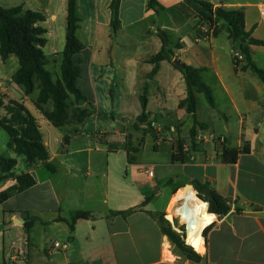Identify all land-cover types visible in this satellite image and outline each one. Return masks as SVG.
Wrapping results in <instances>:
<instances>
[{
    "label": "crops",
    "instance_id": "0c3cea01",
    "mask_svg": "<svg viewBox=\"0 0 264 264\" xmlns=\"http://www.w3.org/2000/svg\"><path fill=\"white\" fill-rule=\"evenodd\" d=\"M148 1L121 0L120 26L114 29V0H76L77 38L84 46L76 56L81 66L77 86L86 100L70 98L72 119L66 126L54 127L40 114L34 105L39 91L26 96L13 81L18 58L3 61L0 53L2 117L10 102H24L40 123L50 153L47 163L54 168L28 163L9 149L8 140V157L18 160L16 169L25 163L21 173L32 174L36 185L0 201V264H264V83L245 69V57L235 64L240 46L224 23L207 34L186 0H157L163 7L159 12L148 8ZM203 1L214 8L242 9L246 31L264 41V0ZM0 6L44 15L47 69L60 79L68 0H0ZM164 47L174 53L173 60L162 61L152 76L151 60ZM251 53L264 69V46L252 45ZM176 58L204 69L202 80L212 90L215 108L203 93L196 94L195 116L181 106L188 91ZM81 111L86 112L82 122L76 118ZM195 120L204 127L197 126L192 138ZM246 145L251 152L241 154L236 164L222 162L224 148ZM129 147L138 152H128ZM144 166H154V175H146ZM123 169L130 175H117ZM14 177L0 185V192L15 185ZM195 181L210 185L231 204L227 215L211 214L198 263L172 244L150 214L174 220L170 213L180 203L177 193L183 187L196 191ZM140 207L127 218L109 217L111 211ZM75 211L93 218L78 220L71 230ZM30 218L36 221L28 229Z\"/></svg>",
    "mask_w": 264,
    "mask_h": 264
},
{
    "label": "trees",
    "instance_id": "16d2710c",
    "mask_svg": "<svg viewBox=\"0 0 264 264\" xmlns=\"http://www.w3.org/2000/svg\"><path fill=\"white\" fill-rule=\"evenodd\" d=\"M121 0H114L111 5L112 26L117 29L120 26L119 8ZM186 3L193 8L200 25L208 28L216 26L222 22L226 25L230 38L240 46V51L245 57V69H250L257 74L264 83V69L258 67L252 59L251 46H264V41L252 37L246 31L245 14L242 9H227L225 7L214 8V6L203 0H186ZM148 8L157 12L163 9L157 0H149ZM68 27L66 48L62 53L63 61L61 66V78L55 80L52 73L47 69L49 60L44 53L46 45L47 30L41 25L45 21L42 13L26 10L23 6L4 8L0 6V53L3 61H7L15 55L20 63V69L13 78L16 85L25 90L26 96L32 95L36 90L39 95L34 105L40 114L54 127H63L69 124L72 119L70 98L74 97L77 102L86 100L77 86L78 78L81 74L80 62L76 56L84 49V46L77 38V30L80 20L76 16V0H68ZM217 28V27H216ZM174 53L166 47L156 55L151 61L155 64L152 76L158 71L160 63L164 60L172 61ZM235 62V61H234ZM241 63V62H240ZM238 65V62H235ZM182 71L186 84L188 96L181 104L187 111L195 116L197 112V93H203L208 103L215 108V101L211 88L202 80L203 68L183 63ZM143 108L147 106V96L141 98ZM52 106V109L49 106ZM3 107L0 100V108ZM6 116L0 118V127L9 136L8 147L19 156H24L28 163L43 162L50 171H54L51 164H48L50 153L46 147L39 121L28 110L24 102L13 101L4 107ZM86 116L85 111L76 114L78 121L82 122ZM139 122H146L145 113L139 118ZM204 127L203 124L195 120L191 137L196 135V127ZM138 152V149L128 148V152ZM251 148L246 145L243 149L224 148L222 162L224 164H236L241 154H249ZM129 162L134 163L132 156ZM18 165V160L8 156H0V185L14 177L11 175ZM15 185L0 192V201L5 202L15 195L23 193L36 185L35 177L30 173H21L14 177ZM199 198L209 203V213L220 217L227 215L231 211L230 202L220 196L208 184L199 181L194 182ZM210 190L213 199L205 197V192ZM133 208L127 211H111L109 217L122 216L124 218L141 210ZM160 225L161 231L166 235L172 244L184 254L190 261L200 262L202 257L192 247L186 244L185 227H181L182 234L177 232L166 215H153ZM93 218L92 213L85 211H75L71 214L69 221L71 230H74L75 223L81 219ZM36 221L35 218L28 219L26 227L29 229ZM210 227H207L203 236H207ZM204 237V238H205Z\"/></svg>",
    "mask_w": 264,
    "mask_h": 264
},
{
    "label": "bare ground",
    "instance_id": "6f19581e",
    "mask_svg": "<svg viewBox=\"0 0 264 264\" xmlns=\"http://www.w3.org/2000/svg\"><path fill=\"white\" fill-rule=\"evenodd\" d=\"M182 198L186 201L184 207L171 212L170 217L175 215V221L187 224L188 229L185 242L196 252L202 254L206 249L203 232L214 218L208 212V204L199 199L192 188L188 187L185 191H179L175 197V201ZM170 221L173 223L174 220Z\"/></svg>",
    "mask_w": 264,
    "mask_h": 264
},
{
    "label": "built area",
    "instance_id": "2783aa9c",
    "mask_svg": "<svg viewBox=\"0 0 264 264\" xmlns=\"http://www.w3.org/2000/svg\"><path fill=\"white\" fill-rule=\"evenodd\" d=\"M261 23H262V25H263V27H264V7H262L261 8ZM215 28H216V26H214V27H211V28H208V27H206V28H202V30H203V32L204 33H207V34H209V33H214V31H215ZM244 60V55L241 53V52H239V51H235L234 52V61L235 62H238V63H240V62H242ZM2 86V83L0 82V87ZM142 171L146 174V175H148V176H153L154 175V166H149V167H142ZM188 187H183L181 190H186ZM180 190V191H181ZM194 190V189H193ZM195 191V190H194ZM195 194H196V196L199 198V196H198V192L197 191H195ZM200 199V198H199ZM185 199L184 198H182L181 200H180V205L179 206H177L175 209H174V211H177V210H179V209H181V208H183L184 207V204H185ZM208 204V211H209V203H207ZM183 217H184V215H183ZM176 224L178 225V228L176 227V226H174L173 225V228L177 231V232H179V233H183L181 230H180V228L181 227H185V232H186V235H187V224L186 223H180L179 221H176ZM205 232V231H204ZM204 232H203V234H204ZM61 247V245L59 244V243H56L55 244V248H60ZM63 248H66V246H64Z\"/></svg>",
    "mask_w": 264,
    "mask_h": 264
},
{
    "label": "rangeland",
    "instance_id": "374dc122",
    "mask_svg": "<svg viewBox=\"0 0 264 264\" xmlns=\"http://www.w3.org/2000/svg\"><path fill=\"white\" fill-rule=\"evenodd\" d=\"M7 69H9V68H7ZM2 116H3V111H0V117H2ZM8 140H9L8 134L6 133L5 130H3L2 128H0V156H8V155H10V152L8 151V147H7ZM143 156L145 157V154ZM125 163H126V161H125ZM20 164L21 165H20L19 168H17V169L15 168L16 172H18V173H21V172H23V171H25L27 169L26 168L27 166H26L25 163H20ZM126 167H127V164H126ZM129 170L130 169H123L121 171H118L117 172V175H126L127 172H128V175H130V171ZM16 172H15V174H16ZM15 174H14V171H13V173L11 175H15ZM179 205L180 204H178L177 206H179ZM173 212H174V210H173ZM173 223L175 224V217H174ZM174 226H176L178 228V225L177 224H175ZM200 255H201V253H200Z\"/></svg>",
    "mask_w": 264,
    "mask_h": 264
},
{
    "label": "water",
    "instance_id": "95a60500",
    "mask_svg": "<svg viewBox=\"0 0 264 264\" xmlns=\"http://www.w3.org/2000/svg\"><path fill=\"white\" fill-rule=\"evenodd\" d=\"M174 64H175L176 66H178L179 68H183V67H184V66H183V63H181V61H180L178 58H176V59L174 60ZM205 197H207V198H209V199H213V193H212L210 190H207V191L205 192ZM166 219H167L172 225H175V224H176V221H175V224L172 223V222L168 219L167 216H166ZM205 243H206V238H205Z\"/></svg>",
    "mask_w": 264,
    "mask_h": 264
}]
</instances>
